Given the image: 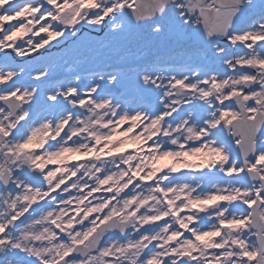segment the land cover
Returning <instances> with one entry per match:
<instances>
[{
    "label": "snow or ice",
    "instance_id": "obj_1",
    "mask_svg": "<svg viewBox=\"0 0 264 264\" xmlns=\"http://www.w3.org/2000/svg\"><path fill=\"white\" fill-rule=\"evenodd\" d=\"M0 264H264V0H0Z\"/></svg>",
    "mask_w": 264,
    "mask_h": 264
}]
</instances>
